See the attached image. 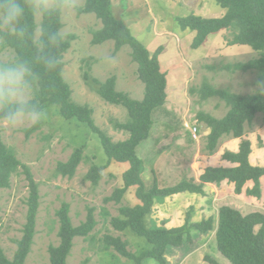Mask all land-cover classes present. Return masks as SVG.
Wrapping results in <instances>:
<instances>
[{
  "label": "rangeland",
  "instance_id": "1",
  "mask_svg": "<svg viewBox=\"0 0 264 264\" xmlns=\"http://www.w3.org/2000/svg\"><path fill=\"white\" fill-rule=\"evenodd\" d=\"M62 1L64 38L76 37L63 59V77L72 90L73 102L91 108L96 125L115 142L126 140L128 133L116 130L115 124L127 121V111L105 102L97 93L99 87L95 81L105 82L116 77L118 91L142 101L145 85L138 78V65L132 61L131 49L127 46L114 54L113 41L94 46L93 32L99 30L102 24L94 14L80 13L86 0ZM112 4L117 19L129 26L144 46L151 52L163 48L160 63L169 74L167 104L155 114L151 138L139 149L145 162L142 177L146 186L151 187L155 180L161 188L175 186L183 180L199 183V177L207 167L235 166L225 161L223 155L226 152H238L244 141L252 144L251 163L264 166L263 116H258L253 125L247 127L243 138H223L213 154L207 150L210 128L198 119L200 113L222 119L229 111L219 96L202 100L200 90L205 83L217 90L243 96L260 92L257 88L258 72H233L227 68L258 59L261 57L260 52L248 46H229L228 38L233 37L228 31L211 36L205 46L194 50L191 45L196 33L183 31L177 22V18L191 14L221 18L227 10L214 0H112ZM57 5L58 0H37L38 37L43 20L42 8L51 9ZM14 57L13 51L6 50L0 53V62H8ZM87 62L91 64L88 81L85 80ZM40 125L34 134L27 137L26 130L35 125L12 129L0 122L2 141L14 151L19 162L30 169L39 185L37 234L27 264H51L49 249L59 245L57 212L64 203L70 205V217L75 226L86 221L89 208L95 209L98 222L89 238L75 240L68 264H134L114 249L106 251L103 242L106 236L120 237L128 243L129 251L134 254L150 248L146 239L130 231L122 233L111 225L112 218L120 217V207L139 204L134 190L120 204L105 201L122 186L123 174L129 165H111L99 186L94 187L86 180L88 171L92 165H105L108 161L98 136L87 130L86 126L65 120L58 114L56 107H49L45 111ZM195 128L198 129L196 134L193 133ZM77 148L85 150L89 161L81 163L74 178L59 176L56 171L58 164L66 163ZM262 187L260 200L247 198L245 193L236 195L234 186L228 183L221 186L207 185L205 197L178 194L160 199L155 202L147 222L151 219L153 226L180 227L188 211L193 209L196 215L192 221L199 223L217 216L224 205L236 208L244 215L264 213V179ZM29 195V182L23 167L12 176L10 188L0 189V246L9 259H13L18 249L17 241L23 236ZM106 212L110 216H106ZM216 228L201 240L188 245V251H174L172 254L175 255L169 257V264H211L210 260L230 264L218 250ZM147 264L157 263L148 260Z\"/></svg>",
  "mask_w": 264,
  "mask_h": 264
},
{
  "label": "trees",
  "instance_id": "2",
  "mask_svg": "<svg viewBox=\"0 0 264 264\" xmlns=\"http://www.w3.org/2000/svg\"><path fill=\"white\" fill-rule=\"evenodd\" d=\"M219 6L227 10L221 18H206L191 14L177 18L178 25L183 31L191 30L196 33L192 49L198 50L207 44L209 38L223 31H228L233 37L228 38L229 46H248L260 52L261 57L247 63L227 66L233 72H258L259 81L264 80V0H214ZM25 9L22 19L25 33L22 37L9 36L6 31L1 32L0 53L11 50L14 59L22 57L33 62L34 69L40 74L38 99L44 109L56 107L58 114L67 121L86 126L98 136L101 146L106 153L105 165H92L86 175V180L94 187L99 186L105 172L115 163L128 164L129 169L123 174V184L105 199L107 203L120 204L125 196L134 190L139 201L137 205L122 206L120 217L112 218L111 225L120 232L130 231L146 239L149 249L140 254L129 251L128 243L120 237L106 236L104 249H114L122 257L134 264H147L154 260L157 264H169V257L174 251H188L189 246L215 230L216 242L221 255L230 264H264V213L252 212L244 215L236 208L224 205L214 217L204 219L199 223L192 221L193 209L186 214L182 226L166 228L153 226L151 217L155 202L175 195L192 194L207 196L205 187L213 184L221 186L228 183L234 186L236 195L245 193L247 198L262 199L264 166H254L251 163L253 152L250 141H244L238 152H226L223 159L233 167H207L196 181L183 180L179 184L161 188L157 180L151 187L146 186L142 177L145 172V162L141 158L139 149L150 140L155 125V114L163 109L168 101L169 74L163 70L160 55L163 48L151 52L132 33L129 26L117 19L114 14L112 0H86L82 14H94L102 27L93 32L92 44L102 45L108 41L115 43L114 54H118L124 47H130L132 61L138 65V78L145 85V96L142 101L132 99L128 94L117 90V78H109L98 84V95L107 103L122 107L127 111L128 119L125 123L115 124V129L128 133V138L115 142L103 132L93 119V110L88 106H81L73 102L72 90L63 77L64 56L71 49L75 36L63 39L58 47L41 48L47 44L49 32L62 31L64 24L62 13L64 3L58 0L55 8H42L43 20L40 36H37V0H19ZM39 51H49L60 60L55 70H46L37 60ZM85 80H90L91 64L87 62ZM194 92V91H192ZM203 101L213 97H221L229 107L227 115L217 119L212 115L200 113L199 122L210 128L207 137V150L215 153L223 138L233 137L241 139L245 136L248 126H252L258 116L264 118V92L243 96L226 90H217L205 83L201 90ZM41 127L40 123L26 130L30 137ZM89 159L83 148H77L66 163H59V176L74 178L81 163ZM20 167L29 182L30 195L28 199L27 221L23 228V236L17 241V251L13 259H9L0 246V264H27L37 234V217L40 208L39 185L35 181L30 169L19 162L14 151L8 148L0 136V189L11 186L12 176L18 174ZM252 186H249V185ZM70 205L64 203L57 212L59 220V245L49 249L51 264H68L69 257L77 238L87 239L95 231L98 222L95 209L89 208L85 222L75 226L70 217ZM110 216L109 213H105ZM210 260V259H209ZM211 264H221L210 260ZM87 264V262L83 263Z\"/></svg>",
  "mask_w": 264,
  "mask_h": 264
},
{
  "label": "clouds",
  "instance_id": "3",
  "mask_svg": "<svg viewBox=\"0 0 264 264\" xmlns=\"http://www.w3.org/2000/svg\"><path fill=\"white\" fill-rule=\"evenodd\" d=\"M24 15L25 9L19 0H0V30L9 36L19 38L24 35ZM63 39L62 31L49 32L47 44L40 47H58ZM37 60L46 70H55L60 63L58 57L49 51L38 50ZM39 81L40 74L28 59L17 57L0 62V122L17 129L43 120L45 112L38 99ZM257 88L264 92V80L257 82Z\"/></svg>",
  "mask_w": 264,
  "mask_h": 264
},
{
  "label": "crops",
  "instance_id": "4",
  "mask_svg": "<svg viewBox=\"0 0 264 264\" xmlns=\"http://www.w3.org/2000/svg\"><path fill=\"white\" fill-rule=\"evenodd\" d=\"M224 184V183H223ZM213 185V184H210ZM196 214H193V216H195ZM213 217V216H212ZM194 218V217H193ZM208 219V218H207ZM215 221L217 222V216H214ZM216 228V227H215Z\"/></svg>",
  "mask_w": 264,
  "mask_h": 264
},
{
  "label": "built area",
  "instance_id": "5",
  "mask_svg": "<svg viewBox=\"0 0 264 264\" xmlns=\"http://www.w3.org/2000/svg\"><path fill=\"white\" fill-rule=\"evenodd\" d=\"M189 127V126H188ZM190 128V127H189ZM192 130V129H191ZM198 132V129L197 128H195V129H193V133L194 134H196Z\"/></svg>",
  "mask_w": 264,
  "mask_h": 264
}]
</instances>
